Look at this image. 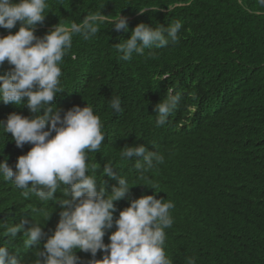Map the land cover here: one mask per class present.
Returning a JSON list of instances; mask_svg holds the SVG:
<instances>
[{"label": "trees", "instance_id": "trees-1", "mask_svg": "<svg viewBox=\"0 0 264 264\" xmlns=\"http://www.w3.org/2000/svg\"><path fill=\"white\" fill-rule=\"evenodd\" d=\"M48 3L44 22L36 25L39 37L58 23H80L102 6L108 21L119 14L128 17L127 32H117L106 21L89 40L73 36L76 59L71 53L64 57V91L55 99L62 115L88 104L100 117L105 140L99 153H89L88 163L95 165L91 174L100 186L105 180L106 194L118 186L117 180L104 176L103 168L110 163L128 181L131 194L174 203V223L165 230V251L173 264H188L190 258L195 264H264V5L259 0ZM178 20V42L121 59L116 44L130 38L137 24L158 28ZM19 27L18 22L11 30L0 28V36L14 34ZM10 67L5 62L0 74ZM170 90L181 99L167 123L158 127L154 109ZM117 97L120 112L110 106ZM11 113L33 115L26 106L0 102V121ZM138 145L162 154L164 163L141 172L135 168L139 157L120 158L123 147ZM31 147H17L11 134L0 130V162L6 160L14 168ZM115 203L114 219L120 201ZM59 208L35 195L25 198L21 189L0 178V225H13L24 215L36 222L54 221ZM2 237L7 236L0 226V246L24 264H35L34 249H18Z\"/></svg>", "mask_w": 264, "mask_h": 264}, {"label": "clouds", "instance_id": "clouds-1", "mask_svg": "<svg viewBox=\"0 0 264 264\" xmlns=\"http://www.w3.org/2000/svg\"><path fill=\"white\" fill-rule=\"evenodd\" d=\"M259 3L264 5V0ZM103 7L80 23L73 22L70 27L58 23L39 37L35 29L46 18L48 0H0V28L11 30L20 24L14 34L0 36V67L5 62L12 66L0 74V102L26 106L33 114L11 113L0 121V130L10 133L17 147L32 145L27 154L17 158L14 168L6 160L0 162V178L21 189L25 198L35 195L41 202L54 201L61 210L54 221L36 222L24 215L13 225H0L9 237H2L3 242H13L26 251L34 249L35 264H173L165 251V230L173 226L174 203L155 195L139 198L131 194L128 181L118 176L110 163L103 168L104 176L117 180L118 186L106 194L105 180L100 186L91 174L95 165L88 163L89 153H99L105 140L100 117L88 104L73 106L63 115L55 105L56 97L64 91L60 87L64 57L71 53L70 58L76 59V53L71 52L73 36L84 40L95 36L108 21ZM108 22L117 32L129 30L126 16L119 14ZM181 28L179 20L158 28L139 23L130 38L116 48L121 59L130 60L134 53L143 55L146 48L178 42ZM180 99L170 90L155 106L158 127L167 123ZM110 106L115 112L122 110L118 97ZM137 157L135 168L141 172L165 161L162 154L144 145L123 147L120 153L122 160ZM117 201L119 216L114 219ZM230 201L237 202L234 198ZM8 249L0 246V264H24ZM188 264H195V259L190 258Z\"/></svg>", "mask_w": 264, "mask_h": 264}]
</instances>
